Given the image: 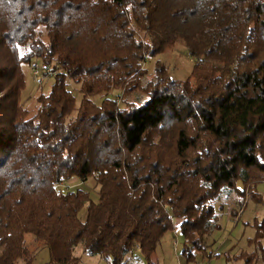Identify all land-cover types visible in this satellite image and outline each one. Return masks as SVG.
I'll return each mask as SVG.
<instances>
[{"label": "trees", "instance_id": "obj_1", "mask_svg": "<svg viewBox=\"0 0 264 264\" xmlns=\"http://www.w3.org/2000/svg\"><path fill=\"white\" fill-rule=\"evenodd\" d=\"M176 42L195 58L187 77L159 62L146 76L145 58ZM27 64L53 72L33 110ZM115 90L121 106L91 99ZM72 177L94 179L96 202L58 187ZM261 182L264 0H0V264L40 248L78 264V243L108 264L133 250L152 264L169 230L187 261L209 258L213 201L233 191L264 208Z\"/></svg>", "mask_w": 264, "mask_h": 264}, {"label": "rangeland", "instance_id": "obj_2", "mask_svg": "<svg viewBox=\"0 0 264 264\" xmlns=\"http://www.w3.org/2000/svg\"><path fill=\"white\" fill-rule=\"evenodd\" d=\"M195 58L190 56L185 47L176 42L171 48H166L163 52L153 57L145 58L142 67L146 71V76L152 73L156 62L162 63L169 74L176 79H185L190 72ZM39 64V62H37ZM34 68V64L23 66L25 74V87L21 92V104L29 110L35 109L36 95L40 91H47L52 82L53 72L49 68L41 69L40 66ZM34 69L36 72L34 73ZM69 89L74 96L75 107L80 100V93L77 87L69 82ZM119 91H113L107 95L101 94L91 97L95 104H99L103 98H111L117 105H122ZM141 100L139 92H132L127 95V100ZM73 111L69 117H73ZM64 191L81 189L88 193L91 201L97 200L98 186L94 179L87 177L82 180L72 177L68 181L61 182L58 186ZM236 187L241 188L240 182H236ZM256 190L261 198H264V182L256 185ZM213 206L219 223V229L207 234L203 240V249L211 253V256L204 257L194 254L192 260H186L180 255L182 239L176 230H169L164 233L157 245L152 264H263L264 257V224L261 226L264 208L260 203H254L247 194L237 195L233 191L223 190L213 201ZM84 211L80 213L83 217ZM259 225V226H258ZM175 240V245L172 243ZM26 244L32 246L30 237H26ZM195 252V251H193ZM213 253H219L217 256ZM225 253V254H220ZM73 255L77 257L78 264H108L98 255H89L83 252L81 243L73 249ZM32 264H48L47 251L40 248L34 256ZM127 264H146L138 250H133Z\"/></svg>", "mask_w": 264, "mask_h": 264}, {"label": "built area", "instance_id": "obj_3", "mask_svg": "<svg viewBox=\"0 0 264 264\" xmlns=\"http://www.w3.org/2000/svg\"><path fill=\"white\" fill-rule=\"evenodd\" d=\"M36 67V65L34 66V68ZM36 72V70L34 69V73ZM175 245V240L172 242Z\"/></svg>", "mask_w": 264, "mask_h": 264}]
</instances>
